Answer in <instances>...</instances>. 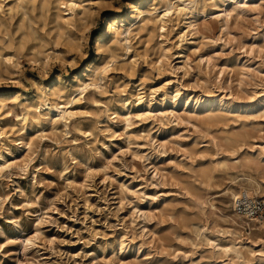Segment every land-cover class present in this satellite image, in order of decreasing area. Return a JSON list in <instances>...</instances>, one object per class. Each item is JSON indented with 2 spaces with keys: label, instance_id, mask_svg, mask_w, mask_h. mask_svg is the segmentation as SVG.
Returning <instances> with one entry per match:
<instances>
[{
  "label": "rangeland",
  "instance_id": "obj_1",
  "mask_svg": "<svg viewBox=\"0 0 264 264\" xmlns=\"http://www.w3.org/2000/svg\"><path fill=\"white\" fill-rule=\"evenodd\" d=\"M62 1L80 6L71 16ZM162 3L0 0V264H264V242H250L259 223L235 214L231 194L240 177H264V112L226 109L264 91L257 53L250 72L233 61L263 29L264 3L261 27L203 12L192 27L181 12L135 28L130 47L110 39V18L134 6L156 18ZM111 49L104 85L74 102V76ZM53 82L75 111L67 120L34 107ZM208 109L216 121H202ZM229 239H242L241 256L221 248Z\"/></svg>",
  "mask_w": 264,
  "mask_h": 264
},
{
  "label": "bare ground",
  "instance_id": "obj_2",
  "mask_svg": "<svg viewBox=\"0 0 264 264\" xmlns=\"http://www.w3.org/2000/svg\"><path fill=\"white\" fill-rule=\"evenodd\" d=\"M162 1H163V3L161 5V7H159V8H161V10L157 14L158 17H156V18L154 16H152V17L146 16L144 14L145 10H142L140 7H137V6H134L132 8V11H131L132 13H129L128 15H126L124 17H112V18H110L108 20V31L111 34L110 39L112 41L113 40L114 41L119 40L121 43H124L125 45H127V47H130V35L133 34V31H135L134 30L135 28L144 29V28H148L150 23H158V22L164 23L166 21V19L169 18L174 13H181V12L182 13L184 12L186 14H191L192 19L189 22V26H192V27L195 26L197 13H200V12H203L206 15H214L216 18H220L223 21V26H224L223 28L228 27L230 21L234 20L237 22L238 20L243 19L244 16L247 14L251 15V17L256 22H258L259 27L262 26V24L259 22L258 13L260 12V8L263 7L262 4L264 3V0H162ZM62 3L63 4L66 3V6H68L67 9L70 10L68 12L69 15L72 16L74 13H76L75 7H76V5H79V4H77L74 1H70L69 3L67 1L66 2L62 1L61 4ZM81 13H82L81 18L84 19V14H85L84 5H83V9H82ZM163 23H162V25H160V28L162 30H164V27H165ZM250 35H251L252 40L250 39L249 47L246 50L247 51L246 55L245 56L238 55V56L233 58V61L235 63L239 62L240 68L242 70H245L246 72L251 71V69H252L251 67L255 63L253 61V59H255L256 53L258 54L257 56L262 61L260 63L264 64V27H263V29H261V31L253 29V31L250 33ZM96 43H97L98 50L103 52V49H100L101 44L104 43L102 34L97 37ZM167 53H168V49H163V51L161 52V55L159 57V61L161 64L168 62L169 56ZM114 59H115L114 51H113V49H111V52L109 53V55H107V59L104 61L103 64H100V62H98L95 58V59L91 60L85 67H83V69L78 74H76L74 76V81L77 84L75 92H77V94H78L77 97H75L73 99L74 102H75V100L82 99L83 97H81V96L90 87L101 88L104 85V84L100 83L99 78L101 80L104 79V75L106 76L105 73L108 70V62L111 60L113 61ZM260 73L263 74L264 71H260ZM85 75L90 77L89 81L83 80V76H85ZM59 79L60 78L58 77V80ZM55 85H56L55 82H53L52 84H50L48 86V88H45L42 91V93H41L42 97H43L42 99H44V100H42L41 102L38 101V103H36L34 105V107L35 108L38 107L39 109H46L47 113L54 112L55 115H57L58 117H61V118H64L65 120H67L75 114V111L70 108L71 107L70 100L66 101L63 105H61L60 102L55 100L56 98H60L62 96V93H63L62 90L60 88L56 87ZM50 95H52L54 99H50ZM0 97L2 98V95H0ZM1 98H0V101H1ZM139 98H140L139 102H141V96ZM243 98H245V97H243ZM243 98L239 97L237 99H233V101H231V102H228L226 105L227 111H232L231 109L233 107H241V108L243 107V113H241V115L245 116V117L257 116L255 114H253L256 111H258V112L263 111L264 112V91L256 92L254 96H250V101L244 100ZM121 99L123 100L124 104L126 102V105L130 103L128 97H123ZM213 103L214 102L209 101L208 106L212 105ZM224 104L225 103H223V102L217 103V105H221V106H224ZM235 111H239V109L235 110ZM202 112H203V110H202ZM30 113H31V108L29 106H27L25 108V111L22 113V116H21L22 120H25V121L28 120L29 119L28 115ZM216 113L217 112L215 110L208 109L207 112L204 114L202 121L207 122V123L216 121L219 118V116L217 115L218 113L217 114ZM142 114H138V115H142ZM130 116H131L130 114H127L124 117L127 121V123H126L127 126L130 124ZM32 117L34 118V116H32ZM64 119H62V121ZM115 124H116V122H115ZM228 139L232 140L233 138L228 137ZM234 140L236 141V139H234ZM232 143H233V140H232ZM251 155L252 154H250V156ZM255 159H257L256 162L258 161L257 164H259V161L264 162V149L262 151H260L257 154V156H255ZM252 160H254V158ZM245 161H246V159H245ZM247 162H249V161H247ZM3 164H5V163H3ZM254 164L256 165L255 162H254ZM6 166L8 167V165H5V167ZM212 177L213 176L210 175L209 178L211 179ZM235 183H237L241 187V189L240 190L239 189L238 190H235V189L231 190L232 199H234L237 196V194L242 192V191H246L250 196H253V197H258V196L255 194H250V192H254L256 194L261 193L259 197L260 198L264 197V191H262V189H261V187L264 183V177L259 180V179H256L252 174H250V176L240 177L239 180L235 181ZM243 185H246V186H243ZM209 204H210V206L214 207V204L211 200L209 201ZM235 214L238 215L240 218L246 219L243 215L237 213L236 211H235ZM255 230H258V231L253 233V235L250 238V242L256 243L258 240L264 242V223L263 222L259 223V225L255 227ZM225 232L226 233L230 232V230H226ZM240 232L241 231H239L237 228L235 229V233L238 235V237L242 236V235H240ZM255 238H257V239H255ZM241 240L236 241L235 239H229L227 243L222 244L221 248L226 253L230 254V252H231V254L233 253L237 256H241L243 253L242 246H238V244L241 242ZM260 253L264 255V251H260Z\"/></svg>",
  "mask_w": 264,
  "mask_h": 264
},
{
  "label": "built area",
  "instance_id": "obj_3",
  "mask_svg": "<svg viewBox=\"0 0 264 264\" xmlns=\"http://www.w3.org/2000/svg\"><path fill=\"white\" fill-rule=\"evenodd\" d=\"M233 208L251 224L264 223V199L262 198L250 196L246 191H242L234 198ZM246 223L251 229L250 223Z\"/></svg>",
  "mask_w": 264,
  "mask_h": 264
}]
</instances>
